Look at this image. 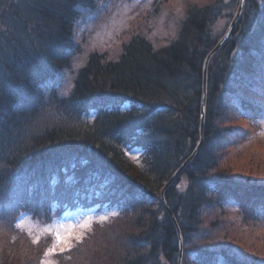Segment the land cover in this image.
<instances>
[{"label":"trees","instance_id":"1","mask_svg":"<svg viewBox=\"0 0 264 264\" xmlns=\"http://www.w3.org/2000/svg\"><path fill=\"white\" fill-rule=\"evenodd\" d=\"M95 1L0 0V264H39L52 242L16 239L32 203L49 218L90 201L122 212L57 264H230V204L245 224L264 215V185L237 178L222 159L235 138L229 115L264 117L250 95L264 89V0H246L209 61L203 134L204 63L241 0H185L171 41L132 33L113 54H88L66 97L48 92L71 67L76 25ZM133 149L140 161L128 157Z\"/></svg>","mask_w":264,"mask_h":264},{"label":"rangeland","instance_id":"2","mask_svg":"<svg viewBox=\"0 0 264 264\" xmlns=\"http://www.w3.org/2000/svg\"><path fill=\"white\" fill-rule=\"evenodd\" d=\"M154 1L96 0L95 10L89 13L84 12L81 20L76 25L75 41L77 51L73 54L71 67L62 71L57 80L48 86L47 91L56 90L60 96L66 97L72 90L76 73L82 63L86 61L88 54L96 51L113 54L128 36L133 35L132 33L145 34L156 43L171 41L176 34L185 0H161L165 1L166 4L163 7L162 5L157 6ZM196 1L204 2L206 0ZM259 82L261 83L260 79ZM250 95L264 105V89L258 86L255 88L254 94L250 93ZM95 114L93 112L88 119H94ZM262 118H249L247 114L237 111L231 113L226 119V126L234 130L235 138L222 152V159L228 163L227 165L233 170V174L237 178L258 185H264V119ZM127 154L133 161H140L142 157V152L138 149L128 150ZM32 196L29 197L32 198ZM84 198L93 199L92 196ZM104 204H95L92 201L88 204L77 203L60 215L58 212H53L49 218H45L44 212L41 210L43 209L41 204L32 203L33 209L35 208L32 212L23 211L18 216V220L22 221V228L19 231L17 230L18 232L16 231L20 235L16 239L23 243L24 239L32 241L33 237H40L41 239L48 236L52 237L51 234L44 231V228L47 226L56 231L60 229V226H63L65 229L74 228L71 233L73 237L83 236L81 242H77L75 239L72 240V248L77 244L82 245L96 225H103L114 218L115 216L111 215L113 212L117 215L122 212L116 206ZM39 207L41 209L36 210ZM230 207L232 217L230 219L231 221L236 219L237 222L227 229L229 231L228 242L237 247L236 256L244 260L256 259L257 264H264V215H257V222L250 221L245 224L243 223V217H240L239 210H235L234 204H230ZM38 211H40V215L37 214ZM22 214L26 215L22 216ZM101 216L108 217V220L103 224L99 221ZM89 219L92 221L90 229L79 227ZM1 229L3 227L0 226ZM28 233L32 235L29 236ZM12 251L16 254L17 248L10 250L7 254L10 255ZM71 251H66L63 254ZM63 254H57V256ZM82 254L83 251H81ZM55 257L52 259L57 264ZM81 262L80 259L79 263ZM14 264H18V260ZM74 264L76 263L74 262Z\"/></svg>","mask_w":264,"mask_h":264},{"label":"snow or ice","instance_id":"3","mask_svg":"<svg viewBox=\"0 0 264 264\" xmlns=\"http://www.w3.org/2000/svg\"><path fill=\"white\" fill-rule=\"evenodd\" d=\"M264 119V118H262ZM26 214H22L24 216ZM112 216H116L117 213L113 212L111 214ZM108 220L107 216H101L99 217V221L101 224L106 222ZM91 219L88 221H85L84 224L79 225L81 228H89L91 227ZM15 227L17 229L22 228V221L18 220L17 223L15 224ZM44 231L52 235V243L49 245L43 254V258L40 261V264H56V261L53 260L52 258L55 257L57 254H63L66 251H71L73 244L72 240L75 239L77 242H81L83 240V236H75L73 237L71 233L74 231V228L69 227L65 229L63 226H60L59 230L53 231L51 227H45ZM29 236H31V233H28ZM41 238L40 237H33L32 242L34 244H39ZM14 242V240H13ZM220 264H225V258L221 257L220 258ZM230 264H243V258H236L233 261H230Z\"/></svg>","mask_w":264,"mask_h":264},{"label":"water","instance_id":"4","mask_svg":"<svg viewBox=\"0 0 264 264\" xmlns=\"http://www.w3.org/2000/svg\"><path fill=\"white\" fill-rule=\"evenodd\" d=\"M245 1L246 0H241L240 1V6L239 9L237 11V14L234 18V21L232 22L231 27L228 30V33L223 37V39L218 43V45L208 54V56L206 57L205 63H204V90H203V100H202V106H201V131L203 134V126H204V117H205V104H206V94H207V72H208V64L209 61L211 59V57L217 53L231 38V36L233 35V32L235 30V27L238 23V20L241 16L242 10L244 8L245 5ZM203 143V136L201 138V143L199 145V147L197 148V150L194 152V154L188 159V161L185 163V165L173 176V178L171 179V181L168 183L167 186H169L183 171V169L186 167V165L193 159V157L198 153L201 145ZM162 196V201L164 203V206L167 210V212L170 213V215L172 216L173 220H174V215L171 213L169 207L167 206L164 196L163 194ZM180 245H181V249H182V240L180 239ZM182 255V253H181Z\"/></svg>","mask_w":264,"mask_h":264}]
</instances>
